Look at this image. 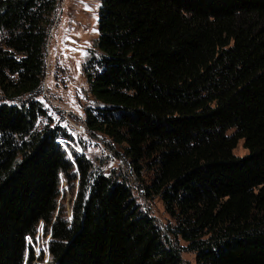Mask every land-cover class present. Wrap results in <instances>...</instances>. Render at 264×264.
<instances>
[{
    "label": "trees",
    "instance_id": "obj_1",
    "mask_svg": "<svg viewBox=\"0 0 264 264\" xmlns=\"http://www.w3.org/2000/svg\"><path fill=\"white\" fill-rule=\"evenodd\" d=\"M59 1L0 0V264H37L41 222L47 264H185L132 173L196 264H264V0H100L85 125L129 159L112 174L70 159L38 98Z\"/></svg>",
    "mask_w": 264,
    "mask_h": 264
},
{
    "label": "rangeland",
    "instance_id": "obj_2",
    "mask_svg": "<svg viewBox=\"0 0 264 264\" xmlns=\"http://www.w3.org/2000/svg\"><path fill=\"white\" fill-rule=\"evenodd\" d=\"M99 6L100 0L59 1L46 44V72L38 98L52 116L53 125H61L73 137V140L58 138L72 161L75 159L74 152H77L91 157L96 172L112 174L115 170V173H130L129 159L122 152L119 153L121 149L113 148L104 135L92 136L85 125V107L93 103L85 67L97 53L95 42L99 36ZM234 132L235 128L228 130V134ZM234 152L237 155L248 153L244 139L239 141ZM131 180L138 205L156 216L166 233L184 247L182 255L185 264H196V253L189 251L187 242L171 232L175 220L166 211L162 199L145 198L133 173ZM73 183L75 185L71 186L65 175L61 174L59 205L69 219L73 216L79 179ZM50 240L51 235L41 222L35 240L31 241L35 256L42 258L36 261L37 264L51 262Z\"/></svg>",
    "mask_w": 264,
    "mask_h": 264
},
{
    "label": "built area",
    "instance_id": "obj_3",
    "mask_svg": "<svg viewBox=\"0 0 264 264\" xmlns=\"http://www.w3.org/2000/svg\"><path fill=\"white\" fill-rule=\"evenodd\" d=\"M59 141V140H58Z\"/></svg>",
    "mask_w": 264,
    "mask_h": 264
}]
</instances>
